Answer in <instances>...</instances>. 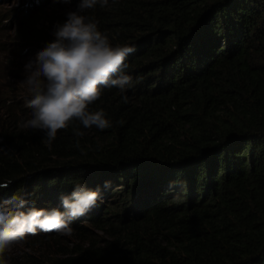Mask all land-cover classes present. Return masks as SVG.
<instances>
[{
	"label": "trees",
	"instance_id": "16d2710c",
	"mask_svg": "<svg viewBox=\"0 0 264 264\" xmlns=\"http://www.w3.org/2000/svg\"><path fill=\"white\" fill-rule=\"evenodd\" d=\"M75 11L55 13L43 42ZM80 14L135 49L131 87L90 106L112 127L77 122L50 149L18 127L27 88L3 100L0 203L62 211L80 184L110 204L76 219L69 243L27 235L9 264H264V0H109Z\"/></svg>",
	"mask_w": 264,
	"mask_h": 264
},
{
	"label": "clouds",
	"instance_id": "9594fccd",
	"mask_svg": "<svg viewBox=\"0 0 264 264\" xmlns=\"http://www.w3.org/2000/svg\"><path fill=\"white\" fill-rule=\"evenodd\" d=\"M58 2L67 4L71 0ZM108 3L109 0H80L77 11L67 13L66 22L56 26L55 41L26 65L29 74L22 85L31 95L25 104L31 109V118L21 121L18 127L43 132V142L49 149L59 131H66L77 122L85 129L96 127L103 131L112 127L102 109L90 111V106L101 98L104 88L115 87L124 92L131 87L132 77L125 74L129 67L125 60L135 49L113 46L95 22L80 14L97 5L104 8ZM73 131L77 138L75 147L83 155L79 138L85 133L78 127ZM110 186V182H105L104 189ZM100 196L99 189L93 191L77 184L70 195L61 197L62 211L34 207L25 211L27 201L18 196L0 203V264H9L8 253L22 244L27 235L42 231L70 237L71 224L95 207Z\"/></svg>",
	"mask_w": 264,
	"mask_h": 264
},
{
	"label": "rangeland",
	"instance_id": "374dc122",
	"mask_svg": "<svg viewBox=\"0 0 264 264\" xmlns=\"http://www.w3.org/2000/svg\"><path fill=\"white\" fill-rule=\"evenodd\" d=\"M36 1L0 0V124L1 116L6 113L1 108V102L25 93L26 86L22 83L29 74L26 65L34 61L37 54L47 46L43 39L48 21L59 11L77 9L80 2L71 0V3L66 4L58 0H39L37 4ZM32 4L33 7H30ZM110 200L100 198L97 203L107 205ZM64 237L67 243L72 240V236ZM27 242L25 238L22 244L10 252L24 250Z\"/></svg>",
	"mask_w": 264,
	"mask_h": 264
}]
</instances>
